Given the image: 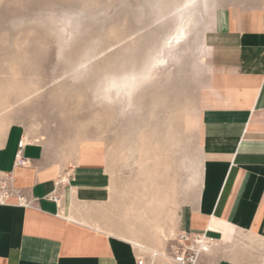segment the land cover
Here are the masks:
<instances>
[{"label":"rangeland","instance_id":"obj_1","mask_svg":"<svg viewBox=\"0 0 264 264\" xmlns=\"http://www.w3.org/2000/svg\"><path fill=\"white\" fill-rule=\"evenodd\" d=\"M236 1L0 0V133L18 125L54 163L103 164L112 196L102 225L165 245L182 230L176 219L197 189L190 118L202 80L201 34L217 6ZM71 49L91 61L93 76L69 74ZM141 55L151 78L129 108L134 82L122 69ZM207 258L264 264V243L221 242Z\"/></svg>","mask_w":264,"mask_h":264},{"label":"crops","instance_id":"obj_2","mask_svg":"<svg viewBox=\"0 0 264 264\" xmlns=\"http://www.w3.org/2000/svg\"><path fill=\"white\" fill-rule=\"evenodd\" d=\"M199 56L197 115L190 118L199 145L190 184L197 189L175 229L209 231L214 244L206 264H240L207 257L221 251V242L253 237L264 243V0L217 6L201 34ZM25 138L27 162L15 166ZM3 174L12 175L31 206L17 205L14 197L0 205V264H135L141 250L164 245L106 229L101 218L112 196L106 167L80 159L51 162L44 143L18 125L0 133Z\"/></svg>","mask_w":264,"mask_h":264},{"label":"built area","instance_id":"obj_3","mask_svg":"<svg viewBox=\"0 0 264 264\" xmlns=\"http://www.w3.org/2000/svg\"><path fill=\"white\" fill-rule=\"evenodd\" d=\"M27 145L23 139L18 144L15 156V166H23L26 160L22 156V150ZM14 179L11 174H3L0 177V205L8 202L14 197L19 206H31V201H27L20 192L13 187ZM50 200L56 202L55 196H50ZM165 245L160 250H141L135 258V264H205L204 254L214 244V239L209 235L208 230L192 232L180 230L170 235L165 240Z\"/></svg>","mask_w":264,"mask_h":264},{"label":"snow or ice","instance_id":"obj_4","mask_svg":"<svg viewBox=\"0 0 264 264\" xmlns=\"http://www.w3.org/2000/svg\"><path fill=\"white\" fill-rule=\"evenodd\" d=\"M52 7H59V5H51ZM188 7V5H185ZM78 51L76 49H71L67 52L64 57L65 64L70 69L69 74L73 76L74 79H83L85 77H91L95 74V66L92 65L89 60L87 63L84 60H77ZM91 65V66H90ZM147 60L141 55L136 60L128 63L123 69L122 74L131 79L134 82L133 91L129 94V108L134 106V94L139 91V89L150 80V76L147 74L148 70ZM152 67H155L153 65Z\"/></svg>","mask_w":264,"mask_h":264},{"label":"bare ground","instance_id":"obj_5","mask_svg":"<svg viewBox=\"0 0 264 264\" xmlns=\"http://www.w3.org/2000/svg\"><path fill=\"white\" fill-rule=\"evenodd\" d=\"M176 39H179V36H176ZM180 40V39H179Z\"/></svg>","mask_w":264,"mask_h":264}]
</instances>
